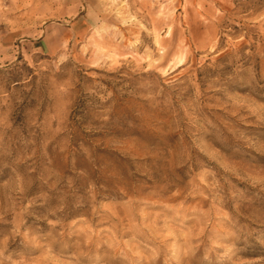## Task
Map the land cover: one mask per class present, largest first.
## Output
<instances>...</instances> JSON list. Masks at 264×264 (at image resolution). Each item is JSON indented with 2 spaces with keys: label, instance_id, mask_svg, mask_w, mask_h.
Here are the masks:
<instances>
[{
  "label": "rangeland",
  "instance_id": "1",
  "mask_svg": "<svg viewBox=\"0 0 264 264\" xmlns=\"http://www.w3.org/2000/svg\"><path fill=\"white\" fill-rule=\"evenodd\" d=\"M0 264H264V0H0Z\"/></svg>",
  "mask_w": 264,
  "mask_h": 264
}]
</instances>
